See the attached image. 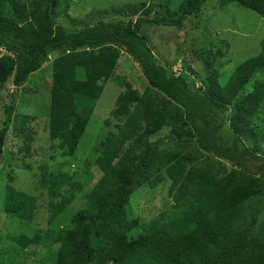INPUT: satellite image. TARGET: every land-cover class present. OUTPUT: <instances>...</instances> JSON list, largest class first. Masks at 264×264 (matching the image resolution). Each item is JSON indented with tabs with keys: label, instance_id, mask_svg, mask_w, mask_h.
<instances>
[{
	"label": "trees",
	"instance_id": "trees-1",
	"mask_svg": "<svg viewBox=\"0 0 264 264\" xmlns=\"http://www.w3.org/2000/svg\"><path fill=\"white\" fill-rule=\"evenodd\" d=\"M67 1L0 0V92L9 82L20 88L57 53L49 63L48 133L63 162L56 170L40 167L47 227L11 238L21 248H46L44 258L24 264H264V155L258 152L264 133L255 123L264 112V81L245 90L264 71V37L260 53L238 64L222 84L214 54L201 58L202 75L189 65L188 72L176 74L159 63L140 33L148 23L181 29L207 0H184L174 15L152 19L137 14L144 8L147 16L145 4H129L122 17L74 21L77 28L57 23L68 15V7L58 13ZM231 2L264 17V0H218L221 7ZM123 52L145 78L141 92L115 75ZM108 81L123 89L109 113L113 128L99 142L98 176L91 183L95 176L88 166L63 168L76 154ZM16 99L11 93L5 106L0 160ZM162 130L167 133L160 136ZM30 134L21 148L25 153ZM12 181L9 175L3 211L29 223L36 199ZM163 181L172 206L148 221L129 217L132 194Z\"/></svg>",
	"mask_w": 264,
	"mask_h": 264
},
{
	"label": "rangeland",
	"instance_id": "rangeland-1",
	"mask_svg": "<svg viewBox=\"0 0 264 264\" xmlns=\"http://www.w3.org/2000/svg\"><path fill=\"white\" fill-rule=\"evenodd\" d=\"M73 1L61 2L58 13L66 7L69 9H67L66 17L60 15L56 18L58 24L68 28H77V25H73L74 21L82 22L79 25H85L94 24L101 19L106 21L109 17H122L130 10L129 4L138 5L140 3L145 4V8L149 11L145 14L147 16L142 14L144 8L137 13L144 18L152 19L155 15H174L184 0ZM140 33L146 36L159 63L176 74L187 71L189 65L202 75L201 58L206 56L207 52L214 54L217 56L216 67L220 72V82L225 84L238 64L260 53V43L264 37V17L235 2L221 7L218 0H207L199 13L189 18L181 29L148 23L141 27ZM56 54H52L48 63L31 73L20 88H14L9 82L0 92V128L5 115V106L8 104L11 93L17 97L14 116H18H12L0 160V264L37 263L44 258L42 253L46 251L41 244L21 248L11 238L20 234L31 237L36 230L47 227L48 196L46 190L42 189L39 184L40 167L46 164L50 170H56L63 162L56 155V150L52 149L53 145L48 133L52 72L49 63ZM115 75L126 78L138 91L143 90L145 78L138 64L124 52L119 58ZM189 75L191 78V74ZM263 81L264 71L258 72L245 85V90L251 91L255 82L258 84ZM122 89L112 81L104 84L92 117L78 144L76 154L69 159L70 164H66L64 170L70 172L74 169L84 170L88 166L95 176L91 183L96 181L98 171L94 160L100 151L99 142L108 130L113 128V119L110 118L109 113L114 106L116 96ZM20 116H28L29 119L22 122ZM258 116L255 123L264 133V112ZM108 120L110 124H107ZM227 128L226 120L225 129ZM166 133L167 131L162 130L160 136ZM29 134L32 137L30 141H27L30 150L25 153L21 148ZM220 138L222 143H226L228 136L225 130L221 132ZM258 152L264 155V140ZM52 154L56 156L55 159ZM9 175L13 176L11 183L15 189L27 192L36 199L37 208L29 223L21 222L3 211L5 185ZM168 186L169 183L163 181L156 187L147 185L140 187L126 204L128 216L148 221L168 210L173 202L167 193ZM78 200L79 198L74 201V206H77Z\"/></svg>",
	"mask_w": 264,
	"mask_h": 264
}]
</instances>
